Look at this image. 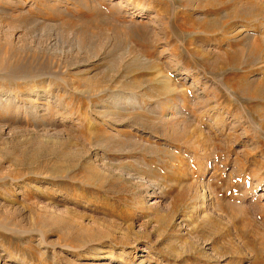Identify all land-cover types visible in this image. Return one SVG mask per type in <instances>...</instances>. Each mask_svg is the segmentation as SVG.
Wrapping results in <instances>:
<instances>
[{
  "label": "rangeland",
  "instance_id": "374dc122",
  "mask_svg": "<svg viewBox=\"0 0 264 264\" xmlns=\"http://www.w3.org/2000/svg\"><path fill=\"white\" fill-rule=\"evenodd\" d=\"M0 264H264V0H0Z\"/></svg>",
  "mask_w": 264,
  "mask_h": 264
},
{
  "label": "bare ground",
  "instance_id": "6f19581e",
  "mask_svg": "<svg viewBox=\"0 0 264 264\" xmlns=\"http://www.w3.org/2000/svg\"><path fill=\"white\" fill-rule=\"evenodd\" d=\"M238 53V52H237ZM233 55H235V54H233ZM237 56V55H236ZM235 59H238V58H236L235 57ZM234 61V60H233ZM237 61V60H236ZM232 62V61H231ZM234 63V62H233ZM237 67V66H236ZM231 83V82H230ZM234 84H236V85H238L239 83H234ZM240 86V85H239ZM237 87V86H236ZM239 89V88H238ZM236 90V89H235ZM240 90V89H239ZM241 91V90H240ZM256 95V94H255Z\"/></svg>",
  "mask_w": 264,
  "mask_h": 264
}]
</instances>
